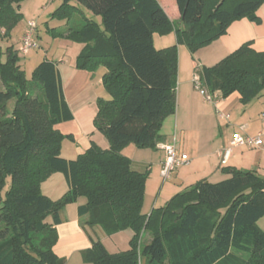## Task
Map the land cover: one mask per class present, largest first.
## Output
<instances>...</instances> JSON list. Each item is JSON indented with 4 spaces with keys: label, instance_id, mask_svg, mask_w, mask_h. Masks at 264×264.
Here are the masks:
<instances>
[{
    "label": "trees",
    "instance_id": "trees-1",
    "mask_svg": "<svg viewBox=\"0 0 264 264\" xmlns=\"http://www.w3.org/2000/svg\"><path fill=\"white\" fill-rule=\"evenodd\" d=\"M22 1L0 0V38L21 18L14 5ZM169 1L167 12L159 0H60L50 14L66 21L51 34L84 44L78 68L107 69L102 83L110 100H97L93 124L110 146L91 143L74 159L60 154L64 135L55 126L73 114L56 62L42 59L27 78L17 50L0 46V264H63L53 251L56 225L60 211L78 197L85 198L78 215L88 225L106 235L133 231L129 248L114 254L89 235L91 246L81 255L95 264H138L142 257L146 264H226L232 249L264 264V230L256 223L264 215V180L255 170L223 168L228 177L199 180L149 214L141 212L149 172L133 170L120 150L130 143L152 148L161 140L162 121L175 111L178 45L194 52L236 19L258 22L264 0ZM176 13L178 22L172 20ZM170 32L174 44L154 46V33ZM199 78L208 92L225 97L238 91L246 103L264 93V51L246 42L216 64L201 66ZM54 172L62 173L68 188L56 200L40 188ZM145 232L150 238L142 243ZM32 233L41 235L38 244Z\"/></svg>",
    "mask_w": 264,
    "mask_h": 264
},
{
    "label": "crops",
    "instance_id": "crops-1",
    "mask_svg": "<svg viewBox=\"0 0 264 264\" xmlns=\"http://www.w3.org/2000/svg\"><path fill=\"white\" fill-rule=\"evenodd\" d=\"M56 2H58L57 7L60 0ZM83 12L86 17L99 22L98 17H93L89 11L84 9ZM256 14L259 18L258 22L247 17L236 19L230 23L225 34L194 52H191L184 44L178 45L175 111L165 116L162 121L159 130L161 140L152 148H140L130 143L120 150L122 155L130 159L133 170L149 172L145 181L142 213L149 214V210L163 206L174 194L199 180L216 182L228 177V174L222 170L226 167L255 170L258 174H263L264 148L234 147L223 164L220 161L219 151L229 144L234 133L240 131L243 134L254 135L264 128L262 117L264 93L253 98L254 102L251 99L243 103L238 91H233L225 97L220 96L218 91L217 101L211 103L203 99L193 83V77L201 66L216 64L246 42H250L251 47L256 51H264V1ZM174 17H178L179 20L177 13ZM36 35L37 31L35 37ZM154 35L155 33L153 44L156 47ZM161 36L164 40L160 41L157 48L175 43L173 32ZM83 47V43L71 42L65 44V51H62L57 59L52 52L38 59V62L44 58L56 62L61 76L63 94L73 114L71 120L55 126L64 135L60 154L68 159H74L82 154L91 143H95L102 149L110 146L107 138L93 124L97 113V100L99 98L110 100V95L102 83V77L107 69L103 65L97 66L92 71L78 68L76 59ZM4 59L3 54L1 60L4 61ZM0 89H3L1 80ZM255 102L262 104L263 108L259 113L254 112ZM241 126L243 129H240ZM171 142H174L178 153L187 154L189 161L175 170V174L170 177L171 180L168 183L166 180L160 184V166L164 158L163 146ZM52 175L54 173L46 181L52 179ZM43 194L52 198L50 197L52 195H49L51 193ZM153 196L154 201L151 202L150 209H147L146 200L152 201ZM159 198L162 203L157 206ZM81 201L84 203L85 198L79 197L75 202L70 203L67 206L68 215L61 217V222L56 225L57 241L53 251L59 258L68 259L75 253L89 248L91 246L89 235L102 242L103 236L98 226L88 225L86 216L78 215V206L82 204ZM62 211L61 215L64 214Z\"/></svg>",
    "mask_w": 264,
    "mask_h": 264
},
{
    "label": "rangeland",
    "instance_id": "rangeland-1",
    "mask_svg": "<svg viewBox=\"0 0 264 264\" xmlns=\"http://www.w3.org/2000/svg\"><path fill=\"white\" fill-rule=\"evenodd\" d=\"M56 1L57 0H53V1L24 0L20 4L14 5L15 9H17L21 13V18L16 22V24L10 30L9 35L7 37L0 38V46H1L2 51H4L7 46H13V48L17 50L18 57H19V64L21 66V69L24 70L27 78L31 77L32 71L34 67L37 65L39 58L41 59L43 55H46L48 52L49 53L52 52L53 54L55 53L54 54L55 59H57V57L61 55V52L65 51L64 49L65 44L71 43V41L65 39L64 37L58 36V34L57 35L56 34L54 35V33L51 34L50 29L54 28L56 30L58 29L59 31H62L65 28L64 25L66 24L65 19L59 20L56 18L51 19L49 17L54 7H56V5L58 4V2ZM46 2L48 4H45ZM159 2L162 4L164 9L167 12H169L170 10L169 2L170 1L169 0H159ZM28 19L34 20L36 23V31H37L36 40H37L38 47L31 49L27 54L24 55L18 51L19 42H20L19 36L21 34L23 25ZM172 20L177 21L178 17L176 18L173 17ZM154 40H155V45L157 47L160 45V41L164 40V38H162L161 35H158V33H155ZM254 100L255 99H253L252 102H254ZM11 102L12 101L9 102V105L11 104ZM253 108H254L255 113L256 112L259 113L263 107H262V104L260 105V103L255 102V105L253 106ZM175 170L172 172L171 176L175 174ZM261 177L264 180V172L263 174H261ZM51 178L52 179L48 181H46L47 179L43 181L40 185V188H41L42 193H47V194L51 193L49 194V195H52L50 197L54 198L53 200H56L59 197H61L64 191H66L68 188H67V185H66V182H65V179L62 173L54 172V175H52ZM170 180L171 178L167 180L166 182L168 183ZM8 183H9V178H7V185ZM159 183L160 184L164 183L162 178L159 179ZM176 191H179V190H176ZM156 192H158V190ZM152 199H153L152 201L146 200V206L148 207V208L146 207L147 209H150L151 202L153 203L154 201V196ZM70 203L72 202H68L64 206L65 208H63V211L61 210L64 214L61 215L60 213V217H64L68 215L69 209L67 206ZM81 203H83V201H81ZM161 203H162L161 199L159 198V200L157 201V206L161 205ZM148 213H150V210ZM50 220H51L50 217L46 218V221H50ZM256 223L259 228L264 230V215L261 218H259ZM98 228L103 236L102 243L105 245L107 251L110 254L125 251L129 248L130 240L132 239V236H133V231L131 229H124L112 235H106L101 230L100 227ZM31 236H32L34 243L38 244V240L41 235L32 233ZM149 238H150V234L145 232L143 234L142 243L148 241ZM231 251H232L234 258H232L230 262H227L226 264H256L257 263L256 259L250 254V252L239 251L235 249H232ZM63 264H95V262L90 257L84 260L81 255V251H80L72 255L70 258L64 259ZM138 264H146L144 257L139 259Z\"/></svg>",
    "mask_w": 264,
    "mask_h": 264
},
{
    "label": "built area",
    "instance_id": "built-area-1",
    "mask_svg": "<svg viewBox=\"0 0 264 264\" xmlns=\"http://www.w3.org/2000/svg\"><path fill=\"white\" fill-rule=\"evenodd\" d=\"M36 33V23L34 20L26 21L25 27L23 29L22 35L20 37L18 51L22 54H27L31 49L37 48V40L35 37ZM193 83L195 88L201 94L204 100L215 103L217 101L218 95L215 91L213 93L208 92L200 82L199 71L197 70L195 76L193 77ZM264 120V111L262 113ZM243 129V126L240 127ZM234 147H248V148H264V128L256 132L254 135L243 134L242 132L234 133L229 141V144L219 151L221 163H225L230 155L232 148ZM164 158L160 166V176L163 181L168 180L171 177L172 172L184 165L189 161V157L185 153H178L174 142L165 144L163 146Z\"/></svg>",
    "mask_w": 264,
    "mask_h": 264
},
{
    "label": "water",
    "instance_id": "water-1",
    "mask_svg": "<svg viewBox=\"0 0 264 264\" xmlns=\"http://www.w3.org/2000/svg\"><path fill=\"white\" fill-rule=\"evenodd\" d=\"M177 212H178V213H180V212H181V210L179 209Z\"/></svg>",
    "mask_w": 264,
    "mask_h": 264
}]
</instances>
